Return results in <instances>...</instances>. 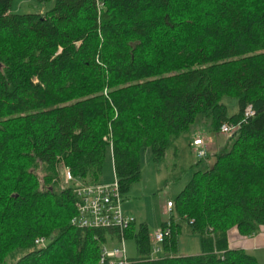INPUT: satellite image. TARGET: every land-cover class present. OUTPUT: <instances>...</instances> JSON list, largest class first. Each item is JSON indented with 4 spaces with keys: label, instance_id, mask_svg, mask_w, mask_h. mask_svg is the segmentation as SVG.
I'll return each mask as SVG.
<instances>
[{
    "label": "trees",
    "instance_id": "obj_1",
    "mask_svg": "<svg viewBox=\"0 0 264 264\" xmlns=\"http://www.w3.org/2000/svg\"><path fill=\"white\" fill-rule=\"evenodd\" d=\"M12 4L0 0V264H113L103 248L120 230L72 224L77 198L60 169L100 183L112 150L124 202L143 150L162 161L202 117L216 132L239 125L234 142L173 201L161 256L146 223L125 229L138 249L128 264H260L230 235L264 226V0ZM179 220L200 254H179Z\"/></svg>",
    "mask_w": 264,
    "mask_h": 264
},
{
    "label": "rangeland",
    "instance_id": "obj_2",
    "mask_svg": "<svg viewBox=\"0 0 264 264\" xmlns=\"http://www.w3.org/2000/svg\"><path fill=\"white\" fill-rule=\"evenodd\" d=\"M55 0L41 2L39 0H14L11 11L16 14L39 12L42 7L49 10L54 6ZM225 103L229 105V112L238 110V105L234 99L226 98ZM195 136H201L209 143L208 156L199 158L194 149L190 146V141ZM234 142L233 138L227 134L216 132L212 127L209 118H198L192 125L191 130L181 136L174 146L168 149L164 159L160 162L153 160L149 148L143 150L141 155L142 177L135 182L131 190L124 195L123 208L127 215H132L136 219V224L146 223L150 233L154 237L161 228L162 223L170 218L172 213L168 210L169 200L174 201L180 191L188 184L197 170H207L214 163L215 154L222 148L230 146ZM69 168V167H67ZM63 183L65 180V169H60ZM112 150L107 153L104 162L101 182L112 183L115 180ZM84 180H91L89 177ZM178 220V219H177ZM182 224V231L179 236V254L197 255L201 253V239L198 234L192 231L187 220H179ZM107 246L122 248V242L118 239L109 240ZM125 248L128 257L138 256L136 241L127 238ZM200 252V253H199ZM259 252H257L258 254ZM260 255L261 264H264V250ZM161 256L159 254L157 258Z\"/></svg>",
    "mask_w": 264,
    "mask_h": 264
},
{
    "label": "built area",
    "instance_id": "obj_3",
    "mask_svg": "<svg viewBox=\"0 0 264 264\" xmlns=\"http://www.w3.org/2000/svg\"><path fill=\"white\" fill-rule=\"evenodd\" d=\"M246 115L252 116L254 114L252 105L246 108ZM239 125L234 123L225 122L222 124L220 132L233 136ZM192 145L196 148V153L199 158L203 159L208 156V146L205 140L201 137L194 139ZM65 169L66 183H69L74 188L76 194L77 214L72 219V224L80 228H99V229H115L120 230L122 234V248L108 247L103 248L102 262L110 260L113 264H128L129 257L125 248L124 231L129 228L136 219L132 215H127L123 208V198L119 181L115 178L112 183H89L77 179L71 169ZM170 213L173 211V201L169 200L167 203ZM168 225L166 228L161 227L154 235L152 257L156 258L162 253V244L166 235L170 232L171 221L166 220ZM38 243L45 242L41 238L37 240Z\"/></svg>",
    "mask_w": 264,
    "mask_h": 264
},
{
    "label": "crops",
    "instance_id": "obj_4",
    "mask_svg": "<svg viewBox=\"0 0 264 264\" xmlns=\"http://www.w3.org/2000/svg\"><path fill=\"white\" fill-rule=\"evenodd\" d=\"M12 1L14 3V0H12ZM39 1L43 2V0H39ZM45 11H46L45 7H42L41 10H39L40 13H43ZM199 137H201V136H195L190 141V146H191V148L194 149L195 153H196V150H195L196 147L194 145H192V143H193L194 139L199 138ZM205 142L208 146V149H210L208 141L205 140ZM230 245H231V248L245 249L248 252L254 254L258 258L259 263L261 264V258H260L259 254H261L262 251L264 250V226L261 227L259 233L255 234L253 236H243L240 234L238 229H234L230 235ZM257 252H259V253L257 254Z\"/></svg>",
    "mask_w": 264,
    "mask_h": 264
}]
</instances>
